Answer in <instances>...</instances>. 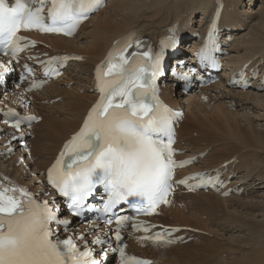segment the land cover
<instances>
[{"label":"bare ground","instance_id":"1","mask_svg":"<svg viewBox=\"0 0 264 264\" xmlns=\"http://www.w3.org/2000/svg\"><path fill=\"white\" fill-rule=\"evenodd\" d=\"M249 1L256 0H225L223 25L233 28L228 34H237L236 31L244 27L229 47L225 65L236 68L251 61V66L260 67L264 73V4L261 11L258 10L259 21H255L252 14L257 11L240 10ZM214 7L215 0H109L104 9L82 25L74 38L35 34L40 42L37 52L42 57L78 54L81 60L72 61L59 79L29 94L32 100L29 107L24 110L19 107L21 113L42 117L41 122L22 132L31 146L30 156L19 140H13L17 135L13 128L0 122V175L25 183L40 195L45 191L49 198L54 196L45 185L42 170L77 130L97 97L93 71L114 40L132 27L145 29L155 40L174 23L180 33L206 28ZM196 13L199 15L194 21ZM251 22L253 25L248 26ZM192 43L191 49L197 41ZM191 54L189 50L186 52V56ZM177 69L186 72L180 66ZM225 78L208 87L196 86L194 92L187 94L177 86L174 76L165 79L161 87L166 102L185 111L178 146L185 150L184 156L197 157L192 168H215L231 161L221 169L225 171L224 177L232 176L229 187L243 189L242 196H238L245 198L240 200L242 205L236 203L238 207L229 215L225 212L226 206L220 205L229 199H222L220 194L179 190L172 201L161 208V215L152 220L164 226H184L186 229L180 234L194 239L173 245L155 244L139 241L127 232L122 246L128 255L151 258L152 264H264V163L261 162L264 129L256 128L264 125L258 124L264 117V93L256 88L247 91L227 88L230 80L229 76ZM71 82L73 86L68 88ZM0 86L3 88L0 110L17 107L19 91L11 90L10 82ZM57 98V102L51 103ZM12 147L15 153L10 154L7 150ZM208 148L211 149L205 157L200 156ZM252 148H255L253 152ZM257 192L259 194L254 195ZM80 226L87 237L101 232L94 230L95 225ZM210 236L215 237L214 242L199 244Z\"/></svg>","mask_w":264,"mask_h":264},{"label":"snow or ice","instance_id":"2","mask_svg":"<svg viewBox=\"0 0 264 264\" xmlns=\"http://www.w3.org/2000/svg\"><path fill=\"white\" fill-rule=\"evenodd\" d=\"M31 2L14 0L9 6L7 0H0V49L5 55L11 52L15 56L23 50L20 42L24 38L18 35L21 29L72 35L89 13L103 5V0H51L50 23H46L44 6L48 0H40V7L35 9L30 7ZM132 47L128 44L114 52L107 66L97 69L99 99L49 170V182L67 198L73 216L83 215L86 201L98 185L107 193L105 213L120 204H129L137 212L154 213L160 204L169 203L174 169L184 166L173 159L171 121L179 113H172L157 95L155 81L161 74L163 52L143 51L138 54L144 58L143 63H130L137 55L128 52ZM70 58L81 59H54ZM0 68L7 70L3 64ZM20 123L17 120L13 126L18 129ZM56 212L48 201H37L25 188L0 185V264H101L86 241L83 247L78 245L77 240L84 241L83 235L57 237L52 225L63 224L67 229L71 222L59 219ZM130 219L115 217L117 228L113 235L117 241H122L120 228ZM107 223L112 224L113 220ZM92 244L109 241L98 236ZM109 248L117 251L110 244ZM118 250L122 264H130L124 249ZM103 255L107 256V250ZM131 260L135 264H151L134 257Z\"/></svg>","mask_w":264,"mask_h":264},{"label":"rangeland","instance_id":"3","mask_svg":"<svg viewBox=\"0 0 264 264\" xmlns=\"http://www.w3.org/2000/svg\"><path fill=\"white\" fill-rule=\"evenodd\" d=\"M159 2V1H158ZM262 2V3H261ZM156 4H158L157 5V7L160 5V2L159 3H157L156 2ZM264 4V0H262V1H260V0H256V1H249V3H247V4H245V5H242L241 7H240V10L241 11H246V9H252V10H255V11H257V13H255V14H252L253 16H255V21L257 20V21H259V16H260V14H258V12L259 11H261V9H262V7H261V5H263ZM250 7V8H249ZM259 10V11H258ZM199 15V13H196L195 14V17L193 18L194 19V21L196 20V18H197V16ZM246 22V21H245ZM252 23H254V22H251V23H248V26H251V25H253ZM256 23V22H255ZM196 25H198V22H197V24ZM244 28V27H243ZM243 28L241 27L240 28V31H242L243 30ZM249 28V27H248ZM250 29V28H249ZM240 31H237V34H238V32H240ZM236 38V37H235ZM189 44H190V42L189 41H185L183 44H182V47L183 48H187V49H189L191 46H189ZM210 85H212V84H208V85H206L207 87L208 86H210ZM71 86H73V82H71V83H69V85H67V87L68 88H70ZM178 86V85H177ZM179 87V86H178ZM196 85L195 86H193L191 89H190V91H188V92H185V91H183L185 94H187V93H189V92H194L195 90H196ZM227 88H231V89H234V90H237L238 88H233V87H227ZM182 89V88H181ZM183 90V89H182ZM82 92V91H81ZM262 93H264V90L262 91ZM56 100V99H55ZM55 100H53L51 103H54V102H57V101H55ZM213 103V102H212ZM233 103V102H232ZM252 115H253V113H252ZM255 115V114H254ZM39 122H41V121H39ZM38 122V123H39ZM262 122V123H261ZM37 123V124H38ZM264 124V117H261L260 118V120H259V122H258V124ZM256 125H257V123H255ZM256 128H262V129H264V125L262 126V127H260V125H258ZM194 136H196V134L194 135ZM183 144H184V142H182ZM30 146V145H29ZM216 147H217V145H215ZM30 148H31V146H30ZM211 148H208V150H210ZM255 150V148H252V152ZM264 161V159L263 160H261V162H262V165H263V162ZM244 192V191H243ZM242 194L243 193H240V194H238V195H231V196H229V197H227V198H225V197H221L220 195V197L222 198V199H229L228 201L226 200L225 202H224V204H220L221 205V207H223V206H226V214H231V213H233L236 209H235V207H238L237 205H236V203H241L240 205H242V202H240V200L241 199H245V198H239L238 196H242ZM259 193L257 192V193H254V195H258ZM237 197V198H236ZM234 201V202H233ZM233 202V203H232ZM230 203V204H229ZM229 204V205H228ZM235 204V205H234ZM243 209H245V210H247V207H244ZM237 211H240V210H237ZM229 214V215H230ZM202 233V232H201ZM200 233V234H201ZM212 236V235H211ZM209 237L206 241H203V242H201V241H199L200 243L199 244H206V243H204V242H207V243H211V242H214L212 239H215V237ZM204 237H206V236H204ZM194 238L192 237L191 238V240H193ZM190 240V241H191ZM189 241V242H190ZM170 253V252H169ZM174 253V252H173ZM182 255H179V257H181ZM169 258H171V255L169 256Z\"/></svg>","mask_w":264,"mask_h":264}]
</instances>
